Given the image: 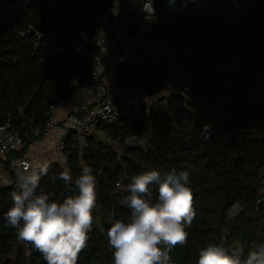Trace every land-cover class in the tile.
Returning a JSON list of instances; mask_svg holds the SVG:
<instances>
[{"label": "trees", "instance_id": "obj_1", "mask_svg": "<svg viewBox=\"0 0 264 264\" xmlns=\"http://www.w3.org/2000/svg\"><path fill=\"white\" fill-rule=\"evenodd\" d=\"M166 1L153 0L148 32L140 31L141 4L135 5L123 20L142 40L118 68L110 55L105 64L120 85L165 104L104 127L103 139L92 133L81 156L68 135L65 166L48 164L40 179L37 191L62 202L78 193L82 165L96 175L98 222L77 264H113L107 230L114 218L131 215L115 185L127 186L152 169L187 171L193 192L196 216L186 228L187 243L172 249L170 261L196 264L199 251L221 239L243 245L245 257L264 243V205L255 208L264 185V0H198L176 15L164 9ZM108 2L0 0V125L29 135L39 130L25 149L0 160L4 169L44 137L54 97L68 103L90 84L94 23ZM65 169L70 183L57 179ZM13 189L0 183V264H46L6 225ZM234 206L239 211L231 216Z\"/></svg>", "mask_w": 264, "mask_h": 264}, {"label": "clouds", "instance_id": "obj_2", "mask_svg": "<svg viewBox=\"0 0 264 264\" xmlns=\"http://www.w3.org/2000/svg\"><path fill=\"white\" fill-rule=\"evenodd\" d=\"M143 7L154 12L151 0ZM48 168L44 164L38 170L17 171L18 190L10 193L13 203L4 214L5 222L16 230L20 241L31 244L42 255L46 264H77L93 224L98 222L93 214L97 204L96 175L91 167L82 165L75 180L78 193L58 202L37 191ZM57 179L70 183L73 178L65 169ZM190 183L189 173L176 169H152L132 178L121 200L130 209V218H114L107 230L113 264H169V253L187 243L186 228L196 216ZM196 264H264V243L245 257L243 249L233 248L221 239L201 249Z\"/></svg>", "mask_w": 264, "mask_h": 264}, {"label": "built area", "instance_id": "obj_3", "mask_svg": "<svg viewBox=\"0 0 264 264\" xmlns=\"http://www.w3.org/2000/svg\"><path fill=\"white\" fill-rule=\"evenodd\" d=\"M149 0H109L104 12L99 20L94 23L96 31L93 45L97 51L92 70L90 72V84L85 88L78 90L76 98L73 100L74 114L70 117V125L66 126L63 133L57 140V150L64 156L65 139L68 135H73L72 148L76 149L81 156L87 146V137L92 133L97 137H102L104 127L113 126L121 118L132 120L142 114L143 111L149 112L155 105H164L166 100L161 97H147L142 91L135 92L131 86H122L115 79L113 69L109 74L105 73V64L107 59L112 57V67H119L130 54L133 47L138 46L142 35L132 34L130 25L123 19L130 15L136 4L140 5V12L137 16V23L140 18H153L155 8L153 0L151 6L154 12L149 13L143 5ZM198 0L184 2L183 9ZM179 2L176 0H167L164 9L171 12L177 10ZM167 11V12H168ZM178 11V10H177ZM180 12V11H179ZM38 39L43 38L42 34H35ZM54 38L53 32L49 33V41ZM83 40H86L83 38ZM60 50V52H62ZM79 52V50H77ZM110 55V56H109ZM190 91L184 88L180 97L185 96ZM64 106V102L54 97L47 110V122L45 124V133L50 130L60 131V124L56 121L57 111ZM39 134V130H34L32 135L28 133H19L12 130L9 123L0 125V160H5L10 154L17 153L26 148L27 143L32 141L33 137ZM24 168L32 170L33 167L25 159L11 160L7 169L0 166V183L4 186H15L17 188V171ZM126 186L115 185V191L127 194L124 189ZM18 190V189H17ZM264 205V185L259 189L255 208L258 209ZM235 216L236 214L231 213ZM233 248L243 249L240 243H236ZM29 255V253H28ZM169 264H177L169 260Z\"/></svg>", "mask_w": 264, "mask_h": 264}, {"label": "crops", "instance_id": "obj_4", "mask_svg": "<svg viewBox=\"0 0 264 264\" xmlns=\"http://www.w3.org/2000/svg\"><path fill=\"white\" fill-rule=\"evenodd\" d=\"M108 63V62H106ZM111 69L105 70L110 72ZM107 75V74H106ZM68 103H64V106L60 108L56 113V121L60 124V131L50 130L45 133L44 137L39 142L33 143L26 151L23 159L27 160L33 169H39L40 166L50 163L65 164L66 157L58 152L57 140L60 134L66 126L70 125V117L75 115L73 100ZM68 105V106H67Z\"/></svg>", "mask_w": 264, "mask_h": 264}, {"label": "rangeland", "instance_id": "obj_5", "mask_svg": "<svg viewBox=\"0 0 264 264\" xmlns=\"http://www.w3.org/2000/svg\"><path fill=\"white\" fill-rule=\"evenodd\" d=\"M176 1H178L179 2V5H178V8H177V10H173L172 12H171V14L172 15H176L177 13H179V11L181 12V9H182V7H183V4H184V2L185 3H187L188 2V0H176ZM168 11V10H167ZM169 12V11H168ZM155 14H156V10H155ZM155 14L153 15V18H150V20L149 19H147V18H140L139 20H138V24L141 26V29H140V31H142V32H148L149 31V29H150V27H151V25H152V23H153V19H154V16H155ZM170 14V13H169ZM106 74L108 75L109 74V71L108 72H106ZM160 98V97H159ZM68 106V105H67ZM159 107H161V106H159V105H155L153 108L154 109H157V108H159ZM63 109V108H62ZM60 111V110H59ZM100 138H104V136L103 137H100ZM40 141V140H39ZM39 141H36V142H39ZM63 167L65 166V164H63L62 165ZM238 207L237 206H234L232 209H231V213H235V214H237L238 213Z\"/></svg>", "mask_w": 264, "mask_h": 264}]
</instances>
